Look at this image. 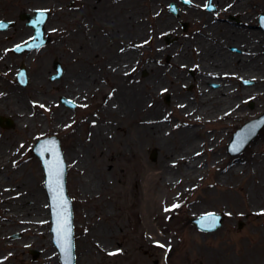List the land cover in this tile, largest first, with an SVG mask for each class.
I'll use <instances>...</instances> for the list:
<instances>
[{
	"label": "rangeland",
	"instance_id": "obj_1",
	"mask_svg": "<svg viewBox=\"0 0 264 264\" xmlns=\"http://www.w3.org/2000/svg\"><path fill=\"white\" fill-rule=\"evenodd\" d=\"M182 1L131 0L135 8L131 11L114 8L124 2L120 0L100 2L97 9L89 6L97 3L86 0H0V21L12 23L7 31L9 41L2 36L0 40V54H4L0 61V100L10 99L8 106L12 108H3L1 104L0 116L13 120L12 128L0 127V237H4L0 238V264H60L50 233L44 172L32 152L38 139L50 136L59 139L67 165V193L73 203L75 264H225L228 258L240 264H255L253 259L246 263L244 257L264 254V126L240 154L233 156L228 151L232 142L233 150L239 149L253 131L233 139L237 130L264 116V94L256 100L247 98L244 106L248 112L257 107L261 111L253 118L233 122L225 134L220 124H200V132L192 141L199 144L203 173L184 196L178 189L184 188L183 181L180 185L167 186L162 181L150 180L145 167L156 164L157 150L151 148L145 155H138L140 160L136 159L128 134L123 136L114 125L116 121L104 114L108 102L117 99V82L112 72L120 51L118 32L144 28L142 41L138 38L142 44L136 50L139 56L158 55V48L167 47L172 55L182 47L181 43L195 44L198 41L195 36L214 25L215 20L232 15L234 9L228 10L236 0H187L189 5ZM245 1L242 5L248 7L250 24L255 26L259 14L264 12V0ZM172 3L179 8L177 16L169 12ZM209 3L218 8L217 14L206 13ZM36 10L48 12L46 46L22 55L4 53L5 47H14L15 41L33 36V29L21 16H33ZM97 11H101L105 22L96 19ZM238 12L235 15L240 18ZM208 15L211 18L206 22ZM130 17L135 22L141 19L134 24ZM164 21L166 25L162 26ZM224 23L218 30L214 28L216 33L225 29L232 33L231 27ZM87 39L93 45L94 63L84 60L89 53ZM177 44L179 48H175ZM237 48L230 45L227 50L233 52ZM170 55L165 59H170ZM195 55H190L191 62L198 65ZM54 59L64 73L51 83L48 74L52 72ZM21 65L29 77L25 88L15 79ZM134 69L129 80L134 77L140 82L150 77L147 70L139 66ZM196 73L189 69L180 79L195 78ZM233 82L237 86H250V81ZM214 86L217 84L209 87ZM196 87V83L188 84L181 94H174L169 86V91L161 95L160 104L169 111L186 96L197 100ZM62 98L71 101L75 109L65 106ZM18 102L21 105L12 106ZM20 117L28 119L31 125L20 128ZM103 127L110 128L109 139L94 144L89 140L92 131ZM213 145L212 155L209 147ZM79 159H85L86 164L79 166ZM233 164L241 172L227 175ZM91 173L103 177L105 182L99 183L92 193L84 194L81 184ZM4 213H15L17 220L24 219L27 227L17 224L10 231ZM206 213L223 215L221 228L205 233L191 224L192 218ZM29 228L35 233H26Z\"/></svg>",
	"mask_w": 264,
	"mask_h": 264
},
{
	"label": "bare ground",
	"instance_id": "obj_2",
	"mask_svg": "<svg viewBox=\"0 0 264 264\" xmlns=\"http://www.w3.org/2000/svg\"><path fill=\"white\" fill-rule=\"evenodd\" d=\"M129 1L131 0H124L119 8L117 5L113 7L118 10L132 9L131 11H133L135 9L134 4ZM89 2L97 3L96 5L89 3V6L95 9L99 8L100 2L94 0ZM126 14L127 12L124 13V16ZM133 17H130L129 20L134 21ZM206 18H208L206 20L208 22L209 16ZM140 19L138 18L139 21ZM136 22L134 21V24ZM166 22H162V26L163 23L166 25ZM218 25H210L202 34L195 36L198 41L194 42L193 45L186 42L181 43L182 47H180V44H177L175 48H180L177 52L174 51L172 55L168 53L171 49L167 47L166 49L158 48L157 50H160L157 52L158 55L139 56L136 50L142 44L138 38L140 39L146 31L144 28L131 29L132 32L120 31L117 35L120 51L117 57V67L112 72L114 73L112 77L117 82V99L115 102H108L104 114L116 121L114 125L123 136L128 134V139L135 148L134 156L136 159L140 160L138 155H145L151 148L157 150L158 160L156 164L150 165L148 168L145 167L146 174L151 181L153 180L155 183L162 181L163 185H180L183 181L184 188H178L182 196L189 192L192 185L196 184L203 173V159L198 153L199 144L192 141L193 137L200 132V127H202L200 124H220L225 134L230 131L233 122L253 118L259 113L258 111H261L257 107L255 111L248 112L244 107L247 98L256 100L264 94V61L259 55L262 44L260 35L259 33L256 35L252 33L247 36L246 33L233 30L230 33L226 29L216 33L214 28L218 30ZM165 29L169 30L167 27ZM152 31L151 35L155 37ZM0 36L4 39L7 38L6 34L1 33ZM30 36L15 41L14 45L25 44ZM129 44L131 48H129ZM230 45L238 47V52L228 51L227 47ZM87 47L89 53L84 60L94 63L93 45L88 39ZM246 50L251 51L249 58L244 57ZM167 54L170 55V59H165ZM193 54L198 60V65L191 62ZM135 66L147 70L150 77L140 82H136L134 77L129 80ZM229 67H233V69L227 70ZM189 69L196 70V77L181 80L180 77ZM233 81H250L251 84L249 87L237 86ZM195 83L197 85L195 92L197 100L196 98L190 100L186 96L181 102L174 104L173 109H169V111H166L160 104L161 95L169 91V86L172 87L171 90L174 94H181V91L188 84ZM212 83H216L217 86L210 88ZM8 101H10L8 98L7 100H0V106L2 104L1 107L11 109L12 107L8 106ZM17 105H21V103H12V106ZM18 108L22 109V106H18ZM15 113L18 114L19 112L16 111ZM174 117H177V122L173 120ZM19 120L20 128H27L31 125L28 119L20 117ZM91 136L92 138L89 140L94 144H99V141L103 142L109 139L110 128H97L92 131ZM209 150L213 155L215 146H210ZM71 159L69 161H72ZM78 163L79 166H82L86 164V161L79 159ZM240 170L238 166L233 164L230 166L227 175L236 176L241 172ZM101 182H105L103 177L100 179L93 173L88 174L81 184V191L84 194H90ZM31 206L32 208L36 207ZM39 208L41 207L39 206ZM4 216L7 217L8 224L6 223V225L11 227L10 231L14 230V226L17 224L21 227H27L24 219L17 220L19 218L15 213L14 215L4 213ZM25 232L35 233V230L30 229ZM37 234L39 235L40 232ZM0 238L3 239L4 237ZM8 245L18 246L19 243H9ZM45 245L48 247L47 242Z\"/></svg>",
	"mask_w": 264,
	"mask_h": 264
},
{
	"label": "water",
	"instance_id": "obj_3",
	"mask_svg": "<svg viewBox=\"0 0 264 264\" xmlns=\"http://www.w3.org/2000/svg\"><path fill=\"white\" fill-rule=\"evenodd\" d=\"M185 3L187 2L185 1ZM171 11L174 14H177L178 10L176 9L175 4L171 5ZM47 18H48L47 12L38 11V10L34 12L33 17H30L27 14L21 16V19L27 20L28 26L33 28L34 37L27 44L23 46H17L14 49L16 53L22 54L25 52H32L34 50L42 48L46 44L47 41L44 38V33H45L44 26L47 21ZM3 23L6 25V27L4 28L10 27L12 25L11 23H7V22H3ZM185 27L186 25H184V28ZM4 28H0V30H3ZM37 33H39V36L37 35ZM54 69L57 72V74L55 75V77L52 78V80H57L63 74L61 65L57 61H55L54 63ZM17 78L22 83V85L27 84V72L23 66L19 69ZM61 101L66 103L72 109L75 108L74 104H72L69 101H66L65 99L62 98ZM3 121L6 122L5 127L11 128L13 126L12 120L3 119L2 117H0V126H3ZM263 126H264V116L256 121L248 123L241 130L237 131L233 139L237 138V136L241 134L244 135L249 130H253L251 135L246 139V141H244L241 144L239 149L233 150L234 143L232 142L228 147L229 153L233 156L240 154L244 150V148L251 142V140H253L258 135V132ZM33 151L41 161L44 169L45 190L47 192V196L49 199L50 213H51V224H52L51 233L53 236L52 242L59 253L61 264H75L76 256H75V244H74L73 205L67 193V186H66L67 167H66L64 155L61 151L60 142L56 137H47L42 140H39L36 143ZM57 163L59 164V171H60L58 183L54 179V175H53ZM58 198L62 199L65 204V219L69 227V240L71 244V248L69 252H66L61 247L60 239L56 232V229L58 228V217H57V207H56ZM209 215H214L216 217V223L214 227L209 226L210 222L203 221V218ZM222 222H223V215L215 214V213H209L203 215L200 218L191 219V223L195 225L199 230L204 232H214L218 230L222 226Z\"/></svg>",
	"mask_w": 264,
	"mask_h": 264
},
{
	"label": "flooded vegetation",
	"instance_id": "obj_4",
	"mask_svg": "<svg viewBox=\"0 0 264 264\" xmlns=\"http://www.w3.org/2000/svg\"><path fill=\"white\" fill-rule=\"evenodd\" d=\"M86 1H91V0H86ZM94 1H97V2H102V1H109V0H94ZM120 1H124V0H120ZM135 1H137V0H135ZM242 2H246L245 0H236L234 3H233V5L232 6H230V8H229V10L228 11H230V10H232V9H234V12H232V13H230V14H232V15H228V16H226V19H224V20H215V22L214 23H212V24H214V25H216V24H219V25H221V23H224V24H228L231 28V30H233V31H238V32H241V33H246L247 34V36H249V35H251L252 33H254V32H252L253 30H256V31H259V35H261V37H260V40L262 41L261 43V46H260V51H259V55H261V57L263 58V61H264V18H263V16H264V12L261 14H259V17H258V23L255 25V26H253L252 24H250L251 23V16H250V13L247 11V9H248V7L245 5L244 7H243V5L245 4V3H242ZM243 4V5H242ZM214 5V4H213ZM212 5V7L214 8L213 10H211V11H209V10H207L206 8H207V6L205 7V11H206V13H208V14H217L219 11H217L218 10V8L214 5L213 6ZM218 6V5H217ZM238 7L240 8L239 9V12H238ZM217 8V10H215ZM227 11V12H228ZM235 11L236 12H238V14L237 15H240V18L239 17H237L236 15H235ZM99 13V14H98ZM96 14H98L97 15V20L98 21H104V17L102 16V13H101V11H97V13ZM224 14H226V13H224ZM209 16V15H208ZM210 17V16H209ZM211 18V17H210ZM241 19H242V21L243 22H241ZM105 22V21H104ZM218 25V26H219ZM8 30H11V28H9V29H5V30H3V31H0V34L2 33L3 35L4 34H6L7 35V38L5 39L6 41H7V39H8V41H9V33H7V31ZM258 33V32H257ZM4 39V38H3ZM0 40H2L1 39V36H0ZM241 42V41H240ZM250 42H251V39H250ZM241 44H244V43H241ZM0 47H1V45H0ZM10 49V50H9ZM5 51H4V53L6 52V51H12V48L11 47H9V48H6L5 47V49H4ZM262 50V51H261ZM233 52H238V50H235V49H233ZM4 54H0V61H1V57L3 56ZM251 56V51L250 50H246V52H245V54H244V57L245 58H249ZM53 62H54V60H52V63H51V69H52V72L51 73H49L48 74V80L50 81V78H51V75L53 74ZM245 65H246V62H245ZM15 79H16V76H15ZM17 81V80H16ZM19 86H21L22 88H25L24 86H22L21 84H19V82L17 81L16 82ZM52 83H55V82H52ZM245 83H248V82H245ZM250 84H251V82H250ZM27 87V86H26ZM4 92H7V90L6 89H4L3 90ZM11 92L13 93V91L11 90ZM16 91H14V93H15ZM1 94H2V92H0ZM15 94H17V95H19L18 93H15ZM21 95H22V93H20ZM3 96V95H2ZM20 96V95H19ZM23 96V95H22ZM4 97V96H3ZM10 97V96H9ZM245 259H246V263H251L252 262V260L251 259H253L254 260V263L255 264H264V254H261L260 256H246V257H244ZM229 262H234V261H230L229 260V258L228 259H226L225 260V264H229ZM235 263H238V261H236V262H234L233 264H235ZM238 264H240V263H238Z\"/></svg>",
	"mask_w": 264,
	"mask_h": 264
},
{
	"label": "snow or ice",
	"instance_id": "obj_5",
	"mask_svg": "<svg viewBox=\"0 0 264 264\" xmlns=\"http://www.w3.org/2000/svg\"><path fill=\"white\" fill-rule=\"evenodd\" d=\"M42 16V14H41ZM6 25L3 22H0V28H4ZM39 36V33H37ZM54 179L57 181L59 180L60 171H59V164L57 163L56 168L54 170ZM57 217H58V228L56 229L57 235L60 239L61 247L66 251L69 252L71 248L70 240H69V227L67 225V221L65 219V204L62 199H57ZM175 207V206H174ZM167 211V209H166ZM203 221L210 222L209 226H215L216 217L214 215H209L203 218ZM163 247V245H161ZM111 254V253H110Z\"/></svg>",
	"mask_w": 264,
	"mask_h": 264
}]
</instances>
